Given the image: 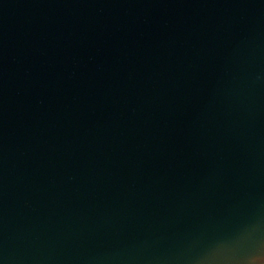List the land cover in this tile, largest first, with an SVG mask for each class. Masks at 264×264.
Wrapping results in <instances>:
<instances>
[{
  "label": "water",
  "instance_id": "obj_1",
  "mask_svg": "<svg viewBox=\"0 0 264 264\" xmlns=\"http://www.w3.org/2000/svg\"><path fill=\"white\" fill-rule=\"evenodd\" d=\"M264 253V0H0V264Z\"/></svg>",
  "mask_w": 264,
  "mask_h": 264
},
{
  "label": "clouds",
  "instance_id": "obj_2",
  "mask_svg": "<svg viewBox=\"0 0 264 264\" xmlns=\"http://www.w3.org/2000/svg\"><path fill=\"white\" fill-rule=\"evenodd\" d=\"M241 264H264V253L253 254L245 257Z\"/></svg>",
  "mask_w": 264,
  "mask_h": 264
}]
</instances>
